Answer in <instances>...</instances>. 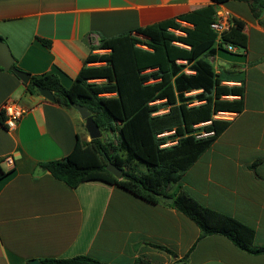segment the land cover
I'll return each instance as SVG.
<instances>
[{"label": "crops", "instance_id": "obj_1", "mask_svg": "<svg viewBox=\"0 0 264 264\" xmlns=\"http://www.w3.org/2000/svg\"><path fill=\"white\" fill-rule=\"evenodd\" d=\"M210 0H0V37L14 66L30 76L54 73L67 86L90 45L137 28L176 20ZM259 17L240 1L214 4L243 23L244 49L215 51L208 61L221 84L242 89L239 112H218L228 126L184 171L181 189L201 205L254 231L264 246V0ZM171 30V29H169ZM39 39L49 41V47ZM106 52L104 50L93 51ZM0 68V107L10 98L26 112L17 126L0 124V264L89 256L106 264H264L220 235L200 237L187 217L102 182L70 188L38 163L58 160L82 139L83 121ZM239 99V96H223ZM177 185L169 189L171 192ZM154 246L173 252L170 255ZM181 260V261H180Z\"/></svg>", "mask_w": 264, "mask_h": 264}, {"label": "trees", "instance_id": "obj_2", "mask_svg": "<svg viewBox=\"0 0 264 264\" xmlns=\"http://www.w3.org/2000/svg\"><path fill=\"white\" fill-rule=\"evenodd\" d=\"M210 1L211 5L177 18L189 26L169 20L99 39L98 44L90 45L83 66L67 86L54 73L30 76L25 85L29 93L39 95L35 88L39 86L51 91L53 103L63 109H72L70 103L85 106L100 132L115 137L113 142H104L101 138L82 139L77 133L66 156L38 163L37 167L70 188L84 182H102L148 203L161 202L195 223L200 237L220 235L242 251L264 254V246L253 244L252 228L201 205L177 185L184 171L228 126L227 120L214 116L242 108V89L223 86L208 57L217 49L223 50L222 44L244 49L247 38L243 23L233 18L216 46V34L209 27L213 5L245 2L254 17H259L263 9L262 0ZM39 41L49 47V41ZM97 50L106 52H93ZM230 95L239 99L222 98ZM3 120L0 114V124ZM202 132L210 135L196 137ZM107 161L121 169L118 178L106 170ZM131 161L146 170L125 169ZM158 196L172 198V202ZM154 247L174 255L165 247ZM40 263L106 264L84 255L43 259ZM133 264L151 263L138 258Z\"/></svg>", "mask_w": 264, "mask_h": 264}, {"label": "water", "instance_id": "obj_3", "mask_svg": "<svg viewBox=\"0 0 264 264\" xmlns=\"http://www.w3.org/2000/svg\"><path fill=\"white\" fill-rule=\"evenodd\" d=\"M0 68L5 71L12 72L23 84H27L30 75L22 70L18 69L14 66V59L7 47V45L0 41ZM38 94L48 102H54V96L51 91L45 88H41L39 86L35 87ZM70 106L77 111L80 119L84 122V128L88 135V139H99L101 137V132L97 126V124L93 121L90 112L85 106L80 104L70 103ZM106 170L111 173L114 177L118 178L121 174V169L117 168L113 164L107 161ZM160 200L165 201L167 203L172 202V198L166 196H158ZM26 264H41L38 260H30Z\"/></svg>", "mask_w": 264, "mask_h": 264}, {"label": "built area", "instance_id": "obj_4", "mask_svg": "<svg viewBox=\"0 0 264 264\" xmlns=\"http://www.w3.org/2000/svg\"><path fill=\"white\" fill-rule=\"evenodd\" d=\"M232 20L233 17L231 13L222 8H217L214 10V15H213V20L210 23V29L216 34V39H215V45L219 46L221 43V36L225 32L229 30V28L232 25ZM172 31V30H171ZM222 48L228 52H235L237 49L233 45L230 44H222ZM25 110L20 107L16 101L8 98L6 99L1 107H0V114L3 115L4 120H3V125L5 126L6 129L12 130L17 126V123L21 120V118L25 114ZM220 116V113H217L214 118H217ZM210 135V133H204L202 132L200 135H197L196 137H203ZM0 164L7 166L9 168H12L14 165L13 158L11 156H5L0 160Z\"/></svg>", "mask_w": 264, "mask_h": 264}, {"label": "rangeland", "instance_id": "obj_5", "mask_svg": "<svg viewBox=\"0 0 264 264\" xmlns=\"http://www.w3.org/2000/svg\"><path fill=\"white\" fill-rule=\"evenodd\" d=\"M141 38H142V37H141ZM70 110H71L74 114H76V115L79 117V114L77 113L76 110H74L73 108L70 109ZM80 126L82 127V128L80 129V134H84V137L86 138V140H89V139H88V135H87V133H86V131H85V128H84V124H83V126H82L81 123H80ZM100 138H101V140L104 141V142L115 140V137H114L112 134H110L109 132H101V137H100ZM112 142H113V141H112ZM114 142H115V141H114ZM169 144H170V143H167L166 145H169ZM129 166L132 167L133 169L138 170V171H145V170H146L145 167H144L143 165H141L140 163H137V162H135V161H131V162L129 163V165L125 167V169H128Z\"/></svg>", "mask_w": 264, "mask_h": 264}, {"label": "bare ground", "instance_id": "obj_6", "mask_svg": "<svg viewBox=\"0 0 264 264\" xmlns=\"http://www.w3.org/2000/svg\"><path fill=\"white\" fill-rule=\"evenodd\" d=\"M176 33H179L178 31H175Z\"/></svg>", "mask_w": 264, "mask_h": 264}]
</instances>
